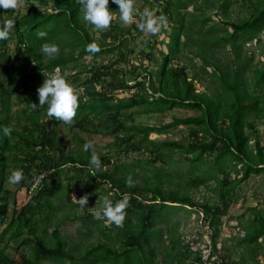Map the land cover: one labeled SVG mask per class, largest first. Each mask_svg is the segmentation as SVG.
Listing matches in <instances>:
<instances>
[{
  "label": "trees",
  "instance_id": "obj_1",
  "mask_svg": "<svg viewBox=\"0 0 264 264\" xmlns=\"http://www.w3.org/2000/svg\"><path fill=\"white\" fill-rule=\"evenodd\" d=\"M52 1L51 8L34 4H28L26 11L13 9L8 12V9L0 8V25L6 19L15 18L9 37L0 40V225L7 223L0 233V263L201 264L199 252L192 250L186 235L179 233V224L174 228L168 226V235H164L160 222L179 210L190 209L198 213L202 210L214 230L213 247L218 251L222 218L238 202L235 197L237 186L251 175L264 172V145L257 128V121L264 116V92H261L264 89V64L254 65L253 55L244 54L239 43L243 38L250 39L264 31V0L251 1V17L238 22L228 21L222 34H218L219 26H203L207 18L197 19L202 22L198 28L199 37L193 35L187 25V14L181 12L182 8L189 7V1L169 0L165 13L169 16L167 20H174L170 40L168 43L165 40L150 42L152 47L165 43L169 51H162L161 66L156 70L145 68V75L137 76L138 67L134 66L130 73L136 74L137 80L133 84L128 79V54L132 51L130 42L126 44L127 36H130L129 41L133 39L131 30L119 33L112 19L107 31L97 40L84 19L80 0ZM226 2L224 0L223 4ZM109 7L113 14L119 11V6L112 0H109ZM41 32L46 35L41 37ZM92 42L99 45V52L87 50V45ZM12 43L15 45L11 46ZM44 43L57 45L58 52L52 56L43 54L40 49ZM227 44L234 60L225 62L216 50ZM125 45L127 53L121 51ZM185 48L202 60V66L192 75L186 67L173 64L181 60ZM117 51L119 58L106 65L97 67L81 62L89 55L97 57ZM121 62H126L127 66L117 67ZM78 64L89 76L85 83L90 87L79 99L76 116L69 126L87 130L89 124L95 125L96 118L108 114L114 125L111 132L117 134V144L127 146V152L145 151L150 153L153 163L157 160L167 163L165 149L182 151L190 163L186 178L174 175L165 167H155L151 170L152 176H145L141 183L138 175H131L128 168L124 170L116 165L113 169H105L107 157L100 159V169L91 167V149L66 150L67 141L57 128L60 120L49 116L47 105H39L38 94L31 91H37L44 79L59 70L67 73L68 78L67 70ZM201 75L210 77L203 91L196 86L202 80ZM98 84H101L100 88ZM134 88L136 91L130 97H114L117 90ZM15 95L20 107L13 112ZM33 103H37L35 108ZM176 108L199 110L201 114L174 118L162 125H129L126 120L135 114L165 113ZM50 118L54 120L53 126L49 123ZM180 125L189 127L186 140L158 142L150 138L152 133H167ZM4 126L11 128L10 136L3 133ZM252 137H255L254 141ZM11 167L23 169V179L14 185L19 191H25L27 201L9 218V202L7 194L3 193ZM42 172H47L43 185L32 190L36 174ZM70 172L76 173L68 177L70 181L84 180L83 174L91 180L88 189L81 192L80 197L88 195V204L84 207L71 200L72 188L65 189L59 181L62 174ZM129 177L131 186L127 183ZM212 181L214 185L210 184ZM104 186L110 190V195ZM202 186L209 188L215 197L200 203L192 193ZM105 196L113 203L127 197L128 206L121 225L103 216L100 221L91 212L64 213L60 217L56 215L55 219L59 203L63 204L64 199L71 200L74 209H87L94 201L102 204ZM252 210L254 215L246 227V238L240 244L256 258L262 244L260 239L264 240V212L257 207ZM79 218L83 219L84 226L88 223L89 227H96L108 241L85 240L73 250L75 242L62 236L63 223ZM49 228L52 229V241L47 238ZM165 236L167 240H164ZM117 242H123L122 253L117 249ZM10 248L17 253L13 257L7 252ZM103 248H106L104 257H91V253ZM161 252L164 256L159 261ZM223 258L225 264H240L229 255Z\"/></svg>",
  "mask_w": 264,
  "mask_h": 264
},
{
  "label": "rangeland",
  "instance_id": "obj_2",
  "mask_svg": "<svg viewBox=\"0 0 264 264\" xmlns=\"http://www.w3.org/2000/svg\"><path fill=\"white\" fill-rule=\"evenodd\" d=\"M169 0H133V19L130 23H125L120 19V10L117 11L116 14H113V19L115 20V24L117 27V31L119 33H123L127 30H131L133 34V39L129 41L130 36H127V41L129 43L130 52L128 54L129 60V75L128 79L131 84L135 83L137 80V76L139 74L145 75V68L156 70L158 69L162 62L161 52H168L169 48L165 43H158L156 46H150V42L153 41H162L165 40L166 43L170 40V33L173 32L174 20H167L169 18L168 14L165 13L166 5ZM189 7L187 9L182 8L181 12L186 13L187 17V25L193 31V35L195 37H199L198 28L202 25L201 21H196L197 19L207 18L208 21L203 23L205 27L219 26L220 30H218V34H222L227 27V22H238L243 20L244 18L251 17L252 8L250 6L251 1L257 2L258 0H227L226 4H223L224 0H188ZM28 4H34L38 6H42L43 8L49 7L51 8L53 5L52 0H24L23 7H18L16 10L26 11ZM171 9L176 12L174 7ZM13 9H8V12H11ZM145 10L152 13L153 18H157V24L159 26V30L155 33L147 32L138 27V25L144 22V12ZM229 14V15H228ZM159 18H163L162 22ZM174 19V18H173ZM89 21L87 22V26L91 28V33L95 37V39H100L102 34L107 31V29H99L89 25ZM91 24V23H90ZM136 25V26H135ZM140 30H143L140 32ZM155 39V40H154ZM260 39V41H258ZM16 42V40H15ZM14 42V43H15ZM12 43L11 46L15 44ZM242 45L244 50V54L253 55V63L254 65H262L264 64V31L254 34L250 39L243 38L239 42ZM230 45L227 44L225 46L217 47L216 53L217 55L225 62L233 61L234 54L230 52ZM123 53H127L128 47L125 45L122 50ZM119 51L108 54L103 53L97 57L93 55H89L84 58L81 62L85 65H95L97 67L101 65H106L111 63L119 58ZM173 64L180 65L182 67H186L189 75H192L194 70H198L202 66V60L198 57L193 56L190 53V49L185 48L182 51V58L180 61H174ZM118 65L124 67L127 66L126 62H121ZM72 65L71 67H73ZM134 66H137V76L130 73L131 70H134ZM80 64L77 65L76 68H72L68 71V80L74 86L75 91L78 94V98L80 99L84 93L87 92V89L90 85L86 84L85 81L87 77H89L86 71L82 70ZM60 71V70H59ZM211 71V68H209ZM56 73V72H54ZM52 73L51 75H53ZM81 73V74H80ZM50 75V76H51ZM49 76V77H50ZM48 77V78H49ZM79 77V79H78ZM209 76L201 75V82L197 83L196 86L199 91L204 90V84H208ZM78 79V80H77ZM6 83V82H5ZM101 84H98L97 87L100 88ZM6 87L8 84L6 83ZM253 87H251L252 89ZM136 91V89L131 90H117L115 91V98H124L130 97ZM264 92V89L261 91ZM31 93H37V91H31ZM17 97L16 95L12 99V111L15 112L20 107L16 104ZM136 109H139L137 107ZM201 112L199 110H193L189 108H176L172 111H168L165 113H140L135 114L130 118H127V123L129 125L132 124H145V125H162L164 123L170 122L174 120V118H184L188 116H196L200 115ZM49 123L51 126L54 125V120L49 119ZM95 125L89 124L87 126V130H81L79 128L72 129L69 126V123H65L60 121L57 128L60 134L66 139V150H83L85 141H93L94 147L91 148V151H95L100 159L107 157L109 161L104 165L105 169H113L114 166L119 165L122 166L123 169L129 170L131 175H138V179L141 183L144 182L145 176H152L151 170L155 167H165L170 172H173L174 175H180L182 178H186L187 173L189 172L190 163L185 159V154L180 150H175L171 152L169 149H165L164 153L167 155L166 160L167 163L162 160H157L156 163H153L150 160V153L145 151L141 152H127V146H122L117 144V134L111 132L114 128L113 121L109 118L108 114H104L94 121ZM257 128L259 134L261 135V142L264 145V116L257 121ZM249 133L251 131L249 130ZM123 135V133H119ZM252 136V134H251ZM189 137V127L180 125L179 127L171 129L167 133H152L150 138L154 141H163V140H172V141H181L186 140ZM255 137H252L254 141ZM253 141L251 142V146L254 147ZM14 168H10L8 172H12ZM43 173V172H42ZM123 173V172H121ZM120 173V175H121ZM41 173L36 174L37 178ZM76 173L70 172L67 174H62L59 181L63 183L64 188L66 189L71 187L72 193L69 194V197L72 201L78 203V199L81 196V192L83 190L88 189L91 185V180L87 177L86 174H83L82 178L84 180H73L70 181L68 177H73ZM208 175V174H207ZM235 176V173L233 174ZM222 176V174H221ZM134 178V177H132ZM51 180V179H49ZM179 179L176 180L178 182ZM211 185H214L215 182H210ZM176 187V183L174 184ZM12 192L15 191V186H11ZM105 192L107 194H111L110 190L104 186ZM104 194V193H103ZM197 201L204 202L208 199L214 198L215 195L212 191L206 186L200 187L198 190L192 193ZM64 193H61L63 196ZM23 196V195H22ZM15 196L12 195L10 200L11 209H13V198ZM235 197L238 199V202L233 204L230 208L229 214L224 216L223 223L221 225V233L218 238V248L220 249L222 255L226 256L229 253L235 259H240L243 254V250L240 246L237 245L239 239H242L244 235V227L247 225L249 218L253 216L254 211L253 207H257L264 212V172L261 174H253L251 177L241 185L237 186L235 190ZM70 200V201H71ZM64 199V203H59V209L55 213L57 217H60L64 213H93L96 217V212L100 211L101 203L98 201H94L90 203L86 208H78L74 209L71 207V202ZM88 204V203H87ZM128 206V202L126 207ZM248 206H251L250 209H247ZM198 215L199 213L195 210H179L177 212L172 213L168 218L161 220L160 227L162 228L164 235L167 234V227L171 228L176 227L179 224V233H182L186 236L194 237L199 231L198 227ZM235 218L230 220V216ZM102 217V216H101ZM72 218V217H71ZM82 218L73 220L69 219L63 223V237L69 241H74L75 245H73L72 249L76 250L78 246H81L86 241H102L107 242L108 240L100 233V231L96 230V227H89L88 223L86 226L83 225ZM98 220L101 221V218ZM88 221V220H87ZM90 222V221H88ZM109 223V222H107ZM102 225V223L100 224ZM109 226V224H106ZM2 226L0 229L2 230ZM51 228H49L48 232V240L52 241L53 237L50 236ZM88 232V233H87ZM81 238V239H80ZM234 238V240H233ZM168 237H164V240H167ZM123 243V242H122ZM117 242L118 250H121V253L124 250L123 244ZM160 245V244H159ZM202 246V242L197 245ZM162 249V248H161ZM11 251H14L10 248ZM29 249H26V252ZM229 251V252H228ZM164 252H161L159 261L162 260ZM17 254V253H16ZM106 255V248H103L100 252L91 253V257H104ZM193 260V258L191 259ZM258 262V261H257ZM48 264H55L52 261H48ZM259 264V263H256Z\"/></svg>",
  "mask_w": 264,
  "mask_h": 264
},
{
  "label": "clouds",
  "instance_id": "obj_3",
  "mask_svg": "<svg viewBox=\"0 0 264 264\" xmlns=\"http://www.w3.org/2000/svg\"><path fill=\"white\" fill-rule=\"evenodd\" d=\"M84 12V19L89 21L95 27L99 29H106L110 26L113 19V12L109 7V0H80ZM113 3L119 6L120 19L125 23H130L133 19V0H112ZM24 0H0V8L4 9H16L23 7ZM144 22L138 25L139 28L155 33L159 30L157 24V18H153L152 13L145 10ZM162 22L163 18H159ZM15 18L6 19L2 25H0V40H6L11 31L14 29ZM41 37L46 34L39 33ZM87 50L91 53L99 52L100 47L95 42L87 45ZM40 51L43 54L52 56L58 52V46L53 43H44L41 45ZM39 105H47V112L49 116H54L60 121L65 123H71L76 116V111L79 106L78 94L74 89V86L67 79V73H61L57 71L49 78L44 79L43 84L38 88ZM37 103H33L35 108ZM11 128L8 126L3 127V133L5 135H11ZM94 147V142L89 140L85 145V151ZM91 167L100 169L102 162L99 155L93 151L90 162ZM24 177L23 169H14L11 175L8 177L10 184H18ZM128 185H132L131 177L128 178ZM81 207H84L88 203V195L78 199ZM127 205V197L123 200L113 203L107 196L103 198L100 211L96 212V218L101 216L106 217L108 221L114 222L118 226L122 224L125 218V208Z\"/></svg>",
  "mask_w": 264,
  "mask_h": 264
},
{
  "label": "built area",
  "instance_id": "obj_4",
  "mask_svg": "<svg viewBox=\"0 0 264 264\" xmlns=\"http://www.w3.org/2000/svg\"><path fill=\"white\" fill-rule=\"evenodd\" d=\"M47 172L41 173L34 181L32 190H38L44 183ZM199 231L194 237L185 236L191 249L199 252L201 264H225L224 258L221 255L220 249L218 251L213 247L214 230L210 221L206 218L205 213L201 210L198 215ZM202 242V246H197Z\"/></svg>",
  "mask_w": 264,
  "mask_h": 264
},
{
  "label": "crops",
  "instance_id": "obj_5",
  "mask_svg": "<svg viewBox=\"0 0 264 264\" xmlns=\"http://www.w3.org/2000/svg\"><path fill=\"white\" fill-rule=\"evenodd\" d=\"M11 173L12 172H8V177L11 175ZM8 177H7V179H6V181H5V184H4V188H5V190H4V195H6V197H7V201L9 202V213H8V217L10 218L12 215H14V213H15V210L16 209H20V206L24 203V202H26L27 201V196H26V193H25V191L23 192V191H19L18 190V188H17V186H15L14 184H10L9 182H8ZM15 186V191L14 192H12L11 190H12V188H11V186ZM12 195L13 196H15L14 198H13V209H11V202H10V200H11V198H12ZM23 195V196H22ZM6 199V198H5ZM15 201H17V205L15 204ZM251 208V206H248V208L247 209H250ZM254 208V207H253ZM253 215H254V213H253ZM230 216V215H229ZM7 219V221H9L10 219ZM253 218V216L251 217V218H249V221H248V223H247V225H245V227H244V235H243V237H242V239H239L238 240V242H237V245L238 246H240L241 247V249L243 250V254L241 255V257H240V259H235V258H233V256L229 253V257L233 260V261H236V262H239L240 264H256V263H259V264H264V240H263V238H261L260 239V241L262 242V244H261V246H260V249H259V254L256 256V258H253L252 256H250L249 254H248V252H247V250L246 249H244L242 246H241V242L243 241V239H245L246 238V233H247V230H246V227L248 226V224H249V222H250V220ZM233 219H235V218H233V217H231L230 216V220H233ZM6 224L7 223H3V224H1L0 225V227L2 226L3 228H2V230L0 229V233L3 231V229L5 228V226H6ZM233 240H234V238H233ZM3 247V246H2ZM8 252V254L11 256V257H13V256H15L16 255V252L15 251H11L10 249L7 251ZM229 252V251H228ZM228 255V254H227ZM258 261V262H257ZM1 264V263H0ZM45 264H48L47 262H45Z\"/></svg>",
  "mask_w": 264,
  "mask_h": 264
}]
</instances>
